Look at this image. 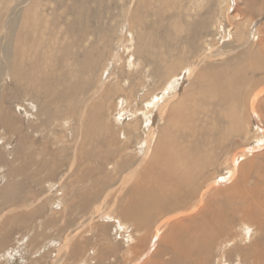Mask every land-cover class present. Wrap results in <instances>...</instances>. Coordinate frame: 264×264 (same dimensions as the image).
Returning a JSON list of instances; mask_svg holds the SVG:
<instances>
[{"label": "bare ground", "instance_id": "bare-ground-1", "mask_svg": "<svg viewBox=\"0 0 264 264\" xmlns=\"http://www.w3.org/2000/svg\"><path fill=\"white\" fill-rule=\"evenodd\" d=\"M34 1L39 2V0H34ZM145 4H146V2H145ZM35 6H37V4L33 3L32 6L28 5L27 7L20 9V14H19V12L16 13L15 16L9 20V22L6 26V29L4 31V34H2L3 35V42L0 43V46H1L0 52L2 54V56L0 58V61H1L0 72L3 73L4 75L7 74L8 78H9V82H10V86L8 89H10V90H9V95H8L7 92L3 89V91H5L6 93H4L3 97L0 99L3 100V102H4V100H6L7 102L10 101V103H11L12 100H10V95L12 92H13V94H12L13 96H15L17 93H21L24 97L26 96L25 98H27V100H28V96H31V95H34L35 97H37V95H38L40 97V94H39V92H40V93H43L42 96L47 95V97L44 96L43 101L46 103L47 106L50 107L53 105V103L55 101L54 97L56 95H58L56 92L58 85H57V83H55L54 79H55V70H58V67H59L58 64L59 63H58V59L56 58V56H55V59L52 58V56H54V54H55V52L52 53V50L54 48V44L58 43V41H57V37L54 38V41L52 39V36L51 37L48 36V37L43 38V36H45V33L43 35V29H45L46 24L49 23V21H48L49 15H47L45 13L46 10L49 9V6L46 4L42 5V10L44 11V14L43 13L40 14V12H38V13L35 12V9H37V7H38L37 6L35 8ZM101 6H102V4H101ZM64 8H66V7L64 6ZM133 10H136V9H133ZM61 11H63V10H61ZM138 11H139V9H138ZM162 13L163 12H161V14ZM13 14H14V12H13ZM131 15H132V13H131ZM19 17L21 18V20H18ZM133 17H136V16L134 15ZM121 19H123V18H121ZM95 21H97V20H95ZM124 21H125V19H124ZM133 22H135V20H133ZM47 25H49V24H47ZM69 26H72V24L70 23ZM87 28L85 29V32H87ZM91 28H93V25ZM122 28H123V26H122ZM53 30H55V29H53ZM60 31H62V30H60ZM67 31H70V29L67 28ZM84 33L82 35H84ZM121 37H122V35H121ZM87 40H89V39H87ZM158 42H159V40H158ZM43 43H44V45H45V43H47V44L45 45V47L42 48ZM58 44H61V41ZM81 44H82V42H80V45ZM49 45H52V47ZM126 45H127V42H126ZM239 47L245 48L246 45L245 44L240 45ZM124 50H126V49H124ZM58 51H59V49H58ZM111 51L113 52V50H111ZM158 51H160V50H158ZM67 52H69V51H67ZM92 52H93V50H90L89 53L91 54ZM229 52H234V50L228 51L227 53H229ZM89 53H87V55H89ZM139 54H141V53H139ZM223 54H225L224 51H220V50H218L214 53V55H216V56L217 55L220 56ZM212 55H207V58H210ZM97 56H98V54H97ZM128 56H125V58ZM89 60H90V55L87 56L86 62L83 65L88 66L91 69L92 65L89 64ZM69 61H71V60H69ZM76 62H77V64L79 63L78 60ZM122 62H124V61H122ZM93 63L95 64V62H93ZM118 63L119 62H117V64ZM212 63H214V62H212ZM123 65H125V64H123ZM244 65H245V63L234 66L233 72H231L230 75H226L225 77H223L225 75V73L223 72V70H221V68L217 67L216 69H211L209 66H204L205 68L201 69L200 72H198L194 77L195 82H198L200 84V87L203 89L204 92H206L208 95L211 92L212 97L214 99H216L218 102H221V106H222V103L224 102V105L222 108L218 107L220 104H218V106H216L217 108H215L216 109L215 113L219 116V118L221 120H224L226 125L221 129V132H220L221 136H219L217 138L215 137V139L212 138L214 127H215L214 124L211 126L208 123L202 124V123L198 122L199 124H201L198 127H196L195 124L191 125V126L189 125V123L193 119V117H195V115H197L199 106L197 105V103L194 100H192V95H190L187 91L184 92L183 94L181 93V96L180 97L177 96L176 100L173 101L175 96L172 95L173 93L171 94V92L173 91V88H174L171 83L169 85L170 86L172 85V87L161 88V89H163L161 94L154 95L155 94L154 93L153 95L151 94L152 96H150L151 92L147 93L146 97L148 96L147 97L148 101L147 100L143 101V108H141V107H140V109L136 108L141 113V117L136 118V119L133 118L134 120H132L131 122H129L127 124L125 123L122 126H120V124H118V123L120 122V119L124 115H126V113H127L126 108L124 106L127 103L124 102L123 99L121 100L120 98L119 99L121 102L120 101H117V103L115 102L116 107H112L111 105H113V104L110 103V99L114 95V92H117V89H116L117 86L116 85L113 84L112 86H108V84H105V85H107L105 87H103V85H102L101 89H99V91L95 90L96 91L95 94H93L90 91L92 94L88 97L87 103H85L86 105L84 104V106L81 105V102H83V100L85 99L84 97L82 98L83 89L80 88L82 90V92H78L79 91V87H78L79 84L75 87L74 90L69 92V96H68L69 101L67 103L66 102L67 100H66L65 103H63V107L61 108L62 113H65L64 111L68 112V117H70L69 120H68V118L65 119L66 117L64 119H62L63 121L60 120L62 114H59V113H57V115H54V116L48 115L47 117H53V119H54L53 121L56 122L55 123L56 125L57 124L60 125V122H61V125L66 127V126H69V123H70V127L75 128V130H76L75 133L77 132V133H79L78 135H80V136H78L79 140H80L79 146L78 147L76 146V147L79 148V152L81 153V155H83V153L87 154L89 152L90 157H91L94 155L93 154L94 149L96 150V148H97V151H95V155L99 156V157H94L95 162L94 161L89 162L88 160L85 159L86 157L84 158L85 162L82 160L83 168H84V169H82V170H84V173L83 174L81 173L83 175L82 183H84L85 185L84 184L82 185L81 182H80L81 185H79V186L77 185L76 188H74L75 187V185H74L73 191H70L73 194H71L70 197H68V198H66V196H65V194L67 195L66 191H65V194H63L64 197L63 196H62V198H60V197L56 198L55 197L54 198L55 201L52 200V202L49 203V207H50V209H52V214L50 215L51 219H48V221L45 222L44 226H49V227L51 226L52 228H55V229L61 228L60 217L63 214H65L67 211H68V214L66 215L67 217L65 218V221L68 220V224L70 225L71 223H73V220L77 219V218L72 216V213L73 214L74 213H79V214L81 213L82 215L84 213L88 214L89 213L88 211L91 208H93L94 206H96V207L99 206L98 204L100 203L99 202L100 200H102V201L105 200L110 195V193H112V191H114L115 197H114V203L113 204L116 206L115 213L117 214V217H116L117 222L115 221V224H116L118 233L116 235V232H115L116 236H114V237L110 236L109 234H106V231H108L106 228L108 226H110L109 225L110 222L107 224L104 221V224L107 227H104L103 229L97 228L95 226L96 224H94V226H91L88 228L87 232L81 231L80 233L78 232L77 234H75V233L69 234L68 237L66 236L65 241L64 242L62 241L63 242L62 246L58 248L59 252H61L63 250V255H64L63 258L59 256L58 261L59 262L62 261L61 264H119L120 261H118L116 258H118V257L123 258L124 256H127L128 253H131L133 255V251L136 253L137 250H135V249H137V248L131 249V248L127 247L123 251H120L121 249L119 248V244H118L117 240H119V238L128 240L129 236H131L130 237L131 242L134 241L137 244H141L142 243L141 239H143V236L145 237V234H144V233H146L145 228H146V224L149 221V217H150L148 215H151L150 213L147 212V209H148V211H150L151 208H152L151 210H154V209L157 210L156 208L160 207L161 209L159 208L160 210L158 209L157 211H162L163 213L166 211L165 213L170 214V215L167 218L163 219L162 222L156 227L157 231H162L161 236H160L159 241H158V244H157L158 246L153 251L150 250L151 251L150 254L145 259H142L143 256L139 259H137L138 257L133 258V259L130 257L129 259H132V260H129L130 264H225V261H226L225 254H228L226 252L227 250H225V249L228 245L232 244V242L237 238L238 233L234 232V230H233L235 226H238V225L243 226V228H242V230L244 232L243 237H245L246 239L249 238L248 228L252 227L253 229H255L257 231L258 230L262 231L264 229V196H263L264 195L263 194L264 193V184L259 186L257 183L258 177L261 175L260 174L261 172L257 173V171H255V173H257V174H254L256 176H255V179H253V183L251 182L252 183L251 185L245 186V183H244L247 181V178H248L247 174H249L251 169H253V166L256 164V162L259 165L260 164L262 165V162L259 161V159H257L258 160L257 161L256 158L259 157V158L263 159L264 153H262V155H259L260 153L254 155L251 152L243 153V152L239 151L237 154L233 155V157L231 158L232 166L228 170V175L230 176V178H229L230 180H228L227 184L225 183V184H222L219 186H214L215 184H214V181H212L213 179H211L210 174L207 173V170L210 167L214 166L215 162L217 160L216 154H214V153L215 152L217 153L218 150L217 151L213 150V148H216V146L213 147V144L215 145L218 142L220 143L223 139H225V142H226L228 137L231 135H239V136L244 135V136H246V134H247V132L245 131L244 119H241V117L236 116V114H237V112L235 111L236 105L232 103V100L234 98H232L233 97V94H232L233 88H232V83H231L235 76H237L239 74L240 75L243 74V70L245 69ZM260 65H261V63L259 62V59L258 60L252 59V65L251 66H252V69L254 71H256L257 69H260ZM104 66H105V64H104ZM247 66H250V65H247ZM129 67H130V64H129ZM172 67H169V68H172ZM177 67L178 66L175 65V69L172 70L167 75V77L170 76L177 69ZM212 67H214V66H212ZM121 70H118L117 72H119ZM93 72H94V70H93ZM127 74H128V72H127ZM68 76H70V75H68ZM221 76L223 77L222 79L220 78ZM117 78H119V77H117ZM190 78H188V79H190ZM81 79L82 78H80V80ZM63 82H62V84H63ZM86 82H88V81H86ZM171 82H173V80ZM188 82H190V81H188ZM81 83H83V82H81ZM81 83H80V85H81ZM84 84H83V86H84ZM91 84L92 83H90V85ZM6 85H5V87H6ZM174 85H175V83H174ZM189 86H190V84H189ZM198 87H196V88H198ZM94 88H95V86H94ZM67 89H68V91L70 90L69 88H67ZM61 91H62V88H61ZM192 91H191V93H192ZM75 92L78 94H81V95L78 97H76V96L74 97L73 93H75ZM179 92H180V90H179ZM65 94H67V93H65ZM120 95H121V93H120ZM120 95H118V96H120ZM132 96L133 95L130 96L131 100H135V99H133ZM217 96H218V99H217ZM114 98H116V97H114ZM127 98L128 97H126V99ZM130 98H128V99H130ZM150 98H152V99H150ZM21 99H23V98H21ZM24 100H26V99H24ZM15 102H16V100H15ZM111 102H112V100H111ZM27 103H25L24 105H26ZM29 103H30V101H29ZM123 103H125V104H123ZM130 103H131V101H130ZM133 103H135V102H133ZM145 103H146V105L144 106ZM119 104H120V107H119ZM36 105H38V103ZM58 106L61 107V105H58ZM130 106H131V104H130ZM22 107L23 106H20V103L18 105L15 104L14 106L8 105L7 107L5 105H0V123H2L1 125L5 129H7V127L11 124L12 125L11 129H14L13 132H14V136L16 138L15 139L16 143H15V145H13L14 146L13 152H8V150L10 148H8V150H7L6 148L3 147V144L1 145V143H0V147L1 146L3 147V148H0V162H1L0 164H2V166H4L7 162L9 165V169L14 171V173H10L11 171L10 172L8 171L9 174H7V175L10 178L6 179L4 177L5 178L4 179L5 184L0 187V212L2 211V213L4 212V210L6 211V213L8 212V210L15 212L19 209H22L20 207H22L26 203H27L26 207H30V206H32V204L29 205V203L34 202L37 199L36 197L35 198L32 197V198L27 200V199L22 198V196H20L18 194H17L18 196H16V194H14V193L15 192L18 193V191H15V187L19 188V186L21 185L20 184L21 182L19 183V181L16 180V178L14 179L13 178L14 176L11 177L12 174L13 175H15V174L21 175L23 178L24 172L31 170L30 168L33 167L34 169H36V171H37V169H40V170H45L46 168L50 169L49 166H51V164L54 162V161H52V162L49 161L48 163L46 162L44 164V163L40 162L41 158L39 160H37V158H39V156H38L39 153L35 154L36 152H33L34 150L36 151L39 149V148L38 149H32L34 147V144L36 143V142H34V140L37 138L36 136L38 135L37 134V131H38L37 128L38 127H36V126L31 127L29 130H27L29 128L28 125L27 124L25 125L23 123L24 126L26 127V130H27V131H24L23 124H21L17 127L14 126L15 124L17 125V123H16L18 121L17 115H18V112L21 111L20 108L22 109ZM132 107H134V106H132ZM248 107H249V105H248ZM10 108L14 109V111L9 114ZM127 108H129V106H127ZM252 108L253 107H251V109ZM113 109H115V110H113ZM136 109L131 111L130 114L128 113L127 115H130V117L132 115L134 116V114L137 112ZM207 109L204 111V113H206V114L208 113ZM199 110L203 111V109L201 107L199 108ZM210 110H211V108H210ZM113 111H118V113L115 115V116H117V118H115V117L111 118L114 115ZM34 113H35V111H34ZM204 113H201V114H204ZM136 114H138V113H136ZM136 114H135V117L137 116ZM29 115H33L32 118H34V114H29ZM20 119H21V117H20ZM157 119L158 120L160 119L161 122L158 126L156 136H153L154 132H152V130H153V126H154ZM204 119H208V118L205 116ZM36 120H38V119H36ZM40 120L41 119L39 118V121ZM64 120H67V121L64 122ZM18 122H20V121H18ZM48 122H50V121H48ZM55 124H54V126H55ZM55 127H54V129H55ZM142 128H143V131H142ZM67 130H69V129H67ZM215 130H216V128H215ZM138 131H139V133H142L144 135V137H142L144 139H142V141H141L142 143L140 144L141 148H139V151L135 152V151L131 150L129 144H130V141L132 140L133 137L138 136V134H139ZM24 132H25V134H24L25 136L22 137V133H24ZM58 132H60V131H58ZM63 132H65V131H63ZM3 134H5V133H3ZM198 134H199V138L197 137ZM210 134H211V137L209 136ZM218 135H219V133H218ZM7 136H8V134H7ZM41 136L44 137L45 135H40V137ZM38 137H39V135H38ZM46 137H48V136H46ZM121 137L125 139V142L123 144H121L120 143L121 141H119V139ZM6 138H4V139H6ZM57 138H58V136H57ZM7 139H6V141H7ZM59 139H61V136ZM116 139L118 141V144L119 143L120 144L117 145V142H116V144L110 145L111 144L110 142L114 141ZM4 141L5 140H3V142ZM36 141H37V139H36ZM263 141L264 140L258 141V142L261 145ZM67 142H68V140H67ZM76 143L78 144V142H76ZM46 144L47 143L43 144V146H46ZM101 144L103 146L106 145L107 146L106 149L109 148V150L106 151V152H108L107 154H103V151H104L103 149H105V147H103ZM137 144H138V142H137ZM4 145H7V144H4ZM134 145H135V143H134ZM49 146L51 149L52 145L50 144ZM46 148L47 147H45V149ZM137 148H138V146H137ZM195 148H197V149L195 150ZM30 149L33 151L31 152ZM54 150H52V152H54L56 154V152ZM56 151L58 152V150H56ZM61 151H64V150H61ZM7 152L12 153V157L10 159H8L6 157ZM220 153H221V151L218 152V154H220ZM34 154L37 155L38 157H36ZM43 154H41V155H43ZM41 155H40V157H41ZM50 155H51V153L48 155V157ZM65 155L67 156L68 154L65 153ZM245 155H248L246 160L244 162H242L241 164H239L238 167H236L237 158L241 157L243 159V157H245ZM59 156H61V154ZM66 156L64 157V160L63 159H61V160L66 162V160H68V159H66L67 158ZM68 157H69V155H68ZM61 158H62V156H61ZM42 159H43V156H42ZM45 159H46V157H45ZM112 159H113V161H112ZM224 159H225V157H224ZM55 160H57V157ZM89 160H91V159H89ZM46 161H48V160H46ZM226 161L227 160H225V162ZM39 163H41L43 165H40ZM60 163L61 162H59L58 164H60ZM66 164H68V163H66ZM85 164L87 167H85ZM52 165H55V164L53 163ZM72 165H74V164H72ZM101 165H105L106 167L108 166V169H109L108 171L109 172L111 171V173L104 180H103L104 177L99 179L100 174H97L98 175L97 179H95V180L92 179V181H91V179H89V176H88L89 171L93 170L94 167H100ZM57 166L58 165L56 162V167ZM260 166H258V169L261 168ZM58 167H60V166H58ZM68 167H70V164ZM62 168H63V166H62ZM52 169H53V167H52ZM2 170H3V167H2ZM76 170H77V168H76ZM103 170H105V169H103ZM4 171H6V170H4ZM51 171H53V170H51ZM92 172H91V174H92ZM214 172H215V170H214ZM243 172H244V174H243ZM40 173L41 172H39V173L33 172V174H31V173L29 175L26 174L27 175L26 178L28 177L31 180V182L34 181V183H37V180H42L41 182L39 181L40 184L42 182L50 184V183H48L50 178L49 177H48L49 179L46 178V176H47L46 174H44L45 177L40 178V175H42L43 172H42V174H40ZM53 173H56V172L53 171ZM53 173L49 172V174H52V175H53ZM75 173L77 174L78 172H75ZM1 174L2 173H0V175ZM57 174H55V175H57ZM71 175H73V174H71ZM93 175H95V174H93ZM239 175H240V177H239ZM22 178H21V181H23ZM71 178H72V176H71ZM212 178H214V177H212ZM77 179H79V177H77ZM30 180H29V183H30ZM105 180L107 181L108 185L111 184L114 187L111 190L103 193L104 190L100 191V188L102 189V187L106 184ZM66 181H67V176H66ZM71 182H74V181H71ZM89 182H91V183L88 184ZM108 182H110V183H108ZM34 183H33V185H34ZM61 183H63V182H61ZM38 185H39V183H38ZM43 185H44V183L42 184V186ZM59 185H61V184H59ZM26 186H28V185H26ZM42 186L40 185L41 188H42ZM68 187L71 188L70 185L67 186V188ZM43 188H42V191L46 187L44 189ZM56 188L54 191H56ZM62 188H65V187H62ZM68 190H69V188H68ZM23 193H24V191H23ZM29 193H30V191H29ZM40 194H42V193H40ZM68 194H70V193H68ZM48 195H50V194H48ZM31 196L32 195H30V197ZM55 196H57V195H55ZM76 198L81 199L82 201L79 200V202H82V204L79 203L80 205H78L77 204L78 202L75 201ZM78 199H76V200L78 201ZM107 200H109V199H107ZM190 201L193 203H191ZM158 202H161L160 206H157L156 208L154 207V209H153V206H155V204ZM38 203H40V202H38ZM107 203H108V201H107ZM189 203H191L192 205L188 206ZM165 204H169V205H167L165 207L164 206ZM157 205H159V204H157ZM170 205L171 206L173 205L172 208ZM162 206H163V208H162ZM173 208L176 212L173 210L175 213L171 214V211ZM31 209H34V208L31 207ZM54 209H57V213H58V214L56 213L57 215L53 213ZM97 209H95V212ZM35 210L36 209L31 210V212H35ZM107 210H106V212H107ZM64 211H66V212H64ZM155 212H154V215H155ZM9 213H11V212H9ZM96 213H98V212H96ZM151 213L153 214V212H151ZM19 215H21V214L16 213L15 215L10 216V214L9 215H2L0 213V228L2 227V225L4 226V228H9V225H10L9 223L16 222L14 220L12 221L13 218L17 221H18V219L21 220V216H19ZM30 215L32 216V213ZM163 215H166V214H163ZM103 217H104V215H103ZM100 218H101V216H100ZM155 218L157 219L158 217H155ZM159 218H160V216H159ZM91 219H92V217H91ZM106 219H107V217H106ZM106 221L108 222V220H106ZM63 222H64V219H63ZM41 224L42 223H40V225L35 226L33 236H32V238H30V240H31L30 244H32V241H34L35 244L37 243V241H41V240L45 241L46 243L49 241V239H46L47 238L46 235L49 233V231L47 233L45 230L46 228L43 229ZM151 224H153V223H151ZM12 225H14V224H12ZM129 226H130V230L128 229ZM2 230H4V231L2 232V235L0 236V249L1 250H2L1 246H5L10 241L9 239H11V237L9 235H12L10 233L11 229H2ZM88 232L94 233V236H95V240L92 241L91 246L89 244H87L88 240L86 239V237H83V235H85V233H88ZM262 234H263V232H262ZM150 236H152V235H150ZM150 236H149V238H150ZM61 237H62V235L59 238H61ZM132 237H134V240L132 239ZM14 240L16 241V243H18L20 241L19 238H17V237H14ZM29 242H27V243H29ZM219 243H220V247H221L220 248V254H219L218 258H215V257H213L212 254L214 253V251H216V250H214L215 247L219 248V246H218ZM149 244H146V245L148 246ZM87 246H90V248H88ZM252 246H253V244H252ZM8 249H10V248H8ZM221 249L224 250L223 253H221ZM250 249L252 252H254V254L251 253V255H249V258H251L250 262L252 264H264V261L261 259L262 258L261 254L258 253L257 249L255 247H253V248L250 247ZM54 250H56V249H54ZM231 250L236 251V250H238V247H236V248L233 247ZM124 251H125V253H124ZM240 251H239V253H240V255H242V252H240ZM242 251H243V249H242ZM17 252H19V251H17ZM4 253L8 254L9 251H7V252L3 251L0 253V254H2L1 257H3L6 260L5 264H12L11 261H12L13 255L6 256ZM31 253H32L31 258H33V259L32 260L29 259L26 262L23 261V259L25 257L23 258V256L22 257L19 256V260H22L21 261L22 263H20V264H40L39 262H41V261L39 259H41L43 256L40 257L39 254L42 253V249L36 250L34 252L32 251ZM159 255L160 256L162 255L167 260L164 258L165 261H163L159 257ZM256 255H258V256H256ZM36 256H39V257L37 258ZM52 256L53 255H51V257ZM242 256L245 258H248L247 255H242ZM44 258H45V256H44ZM61 258H62V260H61ZM126 258L127 257L124 258L125 259L124 263L128 261V258L127 259ZM53 260H55V259L53 258ZM43 261H45V260H43ZM214 261H215V263H213ZM0 264H4V263H0Z\"/></svg>", "mask_w": 264, "mask_h": 264}, {"label": "rangeland", "instance_id": "rangeland-1", "mask_svg": "<svg viewBox=\"0 0 264 264\" xmlns=\"http://www.w3.org/2000/svg\"><path fill=\"white\" fill-rule=\"evenodd\" d=\"M86 1L87 0H39V2H36L34 0H0V39L2 38L0 40V43L3 42V35L2 34H4V31L6 29V26L9 22V20L12 19L16 13L19 12V14H20V9H23V8L27 7L28 5L32 6L33 3H36L38 6V7L35 6V8L37 7V9H35V12H37V13L40 12V14H42V13L44 14V11L42 10V5L46 4L49 6V9L46 10V12H45L47 15H49V18H48L49 23H47L49 25L46 24L45 29H43V35L45 33V36H43V38L48 37V36L49 37L52 36L53 41H54L55 37H57L58 43L61 41V44L55 43L56 45L54 44V48L52 50V53L55 52V54H54V56H52V58L55 59V56H56V58L58 59V63L60 64V65L58 64V66H59L58 70H55V79H54L55 83H57V85H58L57 90H56L58 95H56L54 97L55 101H54L52 106L49 107L46 105V103L43 101V99H44V96L47 97V95L42 96L43 93H40V92H39L40 97L38 95H37V97H35L34 95H31V96H28V100H27V98H25L26 96L24 97L21 93H17L15 96H13L12 95L13 92H12L10 95V100H12L11 103H10V101L7 102L6 100H4V102H3V100L0 99V105H5L6 107L8 105H10V106H14L15 104L18 105L19 103H20V106H23L22 109L20 108V110L22 112L21 111L18 112V115H17V119L20 122L17 121L16 122L17 125L15 124L14 126L17 127V126L24 123L25 125L27 124L29 127L27 130H29L31 127H35V126L38 127L37 128V130H38L37 134L39 135V137H40V135H45L44 136L45 138L43 136H41L39 138L38 135L37 136L35 135L37 137L36 138L37 141L34 138L35 137L34 136L33 137L35 139L34 142H36V143L34 144L35 148L33 147L32 149H38V148L39 149L36 151L35 150L33 151L31 149L30 150H31V152L32 151L36 152L35 154L39 153L38 154L39 158H37V160H39L41 158L40 162L45 164L46 162L48 163L49 161L50 162L54 161L53 163L55 164V165H52L53 163L51 164L53 169L51 166H49L50 169L49 168L48 169L46 168L45 170L37 169V171L39 170L38 172L36 171V169H34L32 167V168H30L31 170L33 169L32 171L28 170V171L24 172L23 178L21 175H16V174L11 175V177L14 176L13 178L14 179L16 178V180H18L19 183L21 182L20 183L21 185L19 186V188L15 187V191H18V193L13 192L14 194H16V196L20 195V196H22V198L27 199V200L32 198V197H34V198L36 197L38 199V200L36 199L34 202L29 203V205L32 204V206H30V207H26L27 206V203H26L25 205L20 207L22 209H19L15 212L10 211V210H8L7 213L5 210L3 213H2V211L0 212L2 215H9L10 214V216L15 215L16 213L21 214V215H19V216H21V220L17 218L18 219V221H17L13 218L12 221L14 220L16 222L9 223L10 224L9 228H4L3 225L0 228V236L2 235V232L4 231L2 229H11L10 233L12 235H9L11 237V239H9L10 241L5 246H1L2 250L0 249V253L3 251L4 252L9 251L8 254H5V253L4 254L6 256L13 255V258L11 261L12 264L22 263L21 262L22 260H19V256H21V257L23 256V258L25 257L23 259V261H25V262L28 261L29 259L32 260L33 258H31L32 257L31 252L32 251L34 252L36 250H41V249H42V253H40L39 255H40V257H42V256L43 257L41 259H39L41 261V262H39L40 264H43V263L44 264H49V263L50 264H61L62 261H60V262L58 261L59 256L63 258L64 255H63V250L61 252H59L58 248L62 246V243L65 241L66 236L68 237L69 234H72V233L77 234L78 232L80 233L81 231L87 232L88 228L91 226H94V224H96L95 226L97 228L103 229L104 227H107L104 224V221L107 224L110 222L109 223L110 226H108L106 228L108 230V231H106V234H109L110 236L114 237L118 233L117 227L115 224L116 217H117V214L115 213L116 206L113 204L114 203V197H115L114 191H112V193H110V195L105 200H103V201L100 200L99 201L100 203L98 204L99 206L97 205L98 207L94 206L93 208H91L88 211L89 213L87 212L88 214L84 213L82 215L81 213L80 214L79 213H74V214L72 213V216L77 218V219L73 220V223H71L70 225L68 224V220L65 221V218L67 217L66 215L68 214V211L67 212L64 211L66 213L60 217L61 228L55 229V228H52L51 226L50 227L44 226L45 222H47L48 219H51L50 215L52 214V209H50L49 203L52 202V200L55 201V199H54L55 197L56 198H59V197L62 198V196L64 197L63 194H65V191L67 193V195L65 194L66 198L70 197V195L73 194L70 191H73V189L76 188L77 185L78 186L81 185V183L83 181L82 180V178H83L82 174L84 173V170H82V169H84L82 160L85 162V159H86L90 162V161L95 160L94 157H99V156L95 155V151H97V148H96V150L94 149L93 154L95 156L93 155L90 157L89 152L87 154L83 153L84 156L81 155V153L79 152V148H77L79 146V141H80L78 136H80V135H78L79 133H77V132H76L77 134L75 133V131H76L75 128L70 127V123H69V126H66V127L61 125V122H60V125L59 124L56 125L55 124L56 122L53 121L54 120L53 117H47L48 115L54 116V115H57V113H59V114H62L60 120L64 119L65 117H66L65 119L68 118V120H69L70 117H68V112L64 111L65 113H62L61 108L63 107V103H65L66 100H67L66 102L68 103L69 92L74 90L75 87L78 84L80 85L81 82H83V83H81L80 86L78 85V87H79L78 92H82L81 89H83L82 98L83 97L85 98L83 100V102H81V105H83V106L85 103H87L88 97L92 93L95 94L96 91H99V89H101L102 85H103V87L107 86L105 84H108V86H112L113 84L117 86L116 87L117 92H114V95L110 99V103L113 104L111 106L116 107V103H117V101H120V99L121 100L123 99V101L127 103L126 105H124L127 113H126V115H124L120 119V122L118 123V124H120V126H122L125 123L127 124L136 118L141 117V113L139 112L138 109H140V107L143 108V101H146L147 97H148V96L146 97L147 93L151 92L150 96H152L154 93H155L154 95L161 94V92L163 90L161 88H164V87L170 88L173 85L174 88H173V91L171 92V94L173 93L172 95L175 96L173 101L176 100L177 96L180 97L181 93L183 94L184 92L187 91L190 95H192V100H194L197 103V105L199 106L197 115H195V117H193V119H192L193 121L191 120L189 125L191 126V125L195 124L196 127H198L201 125L198 122H200L202 124L208 123L211 126L214 124L215 127L213 126L214 131H213L212 138L215 139V137L217 138V137L221 136L220 135L221 129L226 125L224 120H221L219 118V116L215 113L216 112L215 108H217L216 106H218V104H220L218 107L222 108L224 105V102L222 103V106H221V102H218L216 99H214L212 97L211 92L209 95L206 92H204L203 89L200 87V84L198 82H195L194 77L198 72H200L201 69L205 68L204 66H209L211 69H216L217 67L221 68V70H223V72L225 73V75L223 77H225L226 75H230V73L233 72L234 66L245 63V65H244L245 69L243 70V74L242 75L239 74V75L235 76L231 83H232V88H233L232 89V94H233L232 98H234L232 100V103L236 105L235 106V108H236L235 111L237 112L236 116L241 117V119H244L245 131L247 132V134H246V136H244V135L243 136L231 135L228 137L226 142H225V139H223L220 143L218 142L215 145L213 144V147L216 146V148H213V150L214 151L218 150L217 153L216 152L214 153V154H216L217 160L215 162V165L210 167L207 170V173L210 174L211 179H213L212 181H214V184H215L214 186H219V185H222L225 183L227 184L228 180H230L229 179L230 176L228 175V170L232 166L231 158L233 157V155L237 154L239 151L243 152V153L251 152L254 155L258 154V153H260L259 155H262V153H264V141L262 142L261 145L258 142V141L264 140V0H140V1L139 0L138 1L137 0H88L87 2ZM145 2H146V4H145ZM101 4H102V6H101ZM64 6L66 8H64ZM133 9H136V10H133ZM138 9L140 12L138 11ZM61 10H63V11H61ZM13 12H14V14H13ZM161 12H163V13L161 14ZM131 13H132V15H131ZM134 15L136 17H133ZM121 18H123V19H121ZM124 19H125V21H124ZM18 20H21V18L19 17ZM95 20H97V21H95ZM133 20H135V22H133ZM89 22L93 25V28H91L92 25ZM70 23L72 24V26H69ZM122 26H123V28H122ZM67 28L70 29V31H67ZM86 28H87V32H85ZM53 29H55V30H53ZM60 30H62V31H60ZM83 33L85 36L82 35ZM120 34L122 35V37ZM87 39H89V40H87ZM157 39L159 40V42ZM125 41L127 42V45H126ZM80 42H82L81 45H80ZM46 44L47 43H45V45ZM244 44L246 45L245 48L239 47L240 45H244ZM42 45H43L42 48L45 47L44 43ZM49 46L52 47V45H49ZM58 49H59V51H58ZM124 49H126V50H124ZM90 50H93V52L91 54L89 53ZM111 50H113V52ZM158 50H160V51H158ZM218 50L224 51L225 54L220 55V56L214 55V53ZM232 50H234V52L227 53L228 51H232ZM67 51H69V52H67ZM87 53H89V55H90L89 64L92 65L91 69H90V67L83 65L86 62L87 56H89V55H87ZM139 53H141V54H139ZM97 54H98V56H97ZM207 55H212V56L210 58H207ZM1 56H2V54L0 52V58H1ZM125 56H128V57L125 58ZM257 58L259 59V62L261 63V65H260V69H257L256 71H254L252 69V66H251L252 65V59L258 60ZM69 60H71V61H69ZM77 60L79 62L78 64L76 62ZM122 61H124V62H122ZM211 61L214 63H212ZM93 62H95L96 65ZM117 62H119L118 63L119 65L117 64ZM0 63H1V61H0ZM104 64H105V66H104ZM123 64H125V65H123ZM129 64H130V67L132 69L129 67ZM175 65L178 66L177 69L170 76L167 77V75L172 70L175 69ZM247 65H250V66H247ZM212 66H214V67H212ZM169 67H172V68H169ZM117 69L118 70L122 69V70L117 72L118 71ZM93 70H94V72H93ZM110 71L111 72L113 71V72L111 73ZM127 72H128V74H127ZM81 73L82 74L84 73V74L82 75ZM3 75L4 74L0 72V77H1L0 78L1 79L0 80V88H1L0 89V98H2L3 94L6 92L9 95V90H10V89H8L10 86L9 78H8L7 74H5L4 76ZM68 75H70V76H68ZM116 76L119 77L120 79L117 78ZM79 77L82 79L80 80ZM223 77L221 76L220 78L222 79ZM188 78H190V79H188ZM171 79L173 80V82H171L172 81ZM86 81H88V82H86ZM188 81H190V82H188ZM62 82H63V84H62ZM90 83H92V84L90 85ZM170 83L172 84L171 86L169 85ZM174 83H175V85H174ZM83 84H84V86H83ZM189 84H190V86H189ZM5 85H6V87H5ZM93 85L95 86V88ZM196 87H198V88H196ZM61 88H62V91H61ZM67 88H69L70 90L68 91ZM3 89L6 92L3 91ZM179 90H180V92H179ZM191 91H192V93H191ZM65 93H67V94H65ZM120 93H121V95H120ZM80 95L81 94H78L76 92L73 93L74 97L75 96L78 97ZM118 95H120V96H118ZM131 95H133L132 97L135 100H131V98H130ZM20 97L23 99H21ZM114 97H116V98H114ZM126 97H128L130 99H128V98L126 99ZM24 99H26V100H24ZM150 99H152V98H150ZM217 99H218V96H217ZM15 100H16V102H15ZM111 100H112V102H111ZM29 101H30V103H29ZM130 101H131V103H130ZM24 102L25 103L28 102V103L26 105H24L25 104ZM133 102H135V103H133ZM37 103H38V105H36ZM123 104H125V103H123ZM130 104H131V106H130ZM247 104L249 105V107ZM58 105H61V107H59ZM145 105H146V103L144 104V106ZM127 106H129V108H127ZM132 106H134V107H132ZM119 107H120V104H119ZM200 107L203 109V111L199 110ZM251 107H253V108L251 109ZM136 108H138V109H136ZM210 108H211V110H210ZM115 109H113V110H115ZM135 109L137 110L136 113H138V114L135 113L137 115L136 117H135V114H134V116L132 115L131 117H130V115H127L128 113L130 114V112L135 110ZM206 109L208 111L207 114L204 113V111ZM13 111H14V109L10 108L9 114L12 113ZM34 111H35V113H34ZM117 113H118V111H113L114 115L111 118H113V117L117 118V116H115ZM201 113H204V114H201ZM29 114H34V118H32L33 115H29ZM203 116L204 117L206 116L208 119H204ZM20 117L22 120L20 119ZM39 118L41 119L40 121H39ZM36 119H38V120H36ZM48 121H50V122H48ZM66 121L67 120H64V122H66ZM160 122H161L160 119L156 120V122L153 126V130H152V132H154L153 136H156ZM1 124L2 123H0V135H1L0 136V143H1V145L3 144V147L6 148L7 150H8V148H10L9 149L10 151L8 150V152H13L14 151L13 145H15V143H16V141H15L16 138H15L14 132H13L14 129H11V127H12L11 124L7 127L8 130L5 129ZM24 124H23V126H24ZM54 124L56 127L54 126ZM54 127H55V129H54ZM66 128L69 130H67ZM215 128H216V130H215ZM27 130H26V127L24 126V131H27ZM58 131H60V132H58ZM63 131H65V132H63ZM142 131H143V128H142ZM3 133H5V134H3ZM138 133H139V131H138ZM218 133H219V135H218ZM7 134H8V136H7ZM24 134H25V132L22 133V137L25 136ZM199 134L197 136L198 138H199ZM46 136H48V137H46ZM57 136H58V138H57ZM60 136H61V139H59ZM209 136L211 137V134ZM6 137L7 138L9 137V138L7 139ZM142 137H144V135L142 133H139L138 136H135L132 138V140L130 141V144H129L132 151H135V152L139 151V148H141V145H140L142 143L141 141H142V139H144ZM4 138H6L7 141ZM3 140H5V141L3 142ZM67 140H68V142H67ZM119 141H121L120 143L123 144L125 142V139L121 137L119 139ZM76 142H78V144ZM116 142H117V145L120 144V143L118 144V141L116 139L114 141H111L110 145L116 144ZM137 142H138V144H137ZM45 143H47L46 146H43V144H45ZM134 143H135V145H134ZM4 144H7V145H4ZM50 144L52 145L51 149L49 146ZM137 146H138V148H137ZM3 147L1 146L0 148H3ZM45 147H47V148L45 149ZM103 147H105V149H103L104 150L103 154H107L108 152H106V151H108L109 148L106 149V147H107L106 145H104ZM196 149L197 148H195V150ZM52 150H54L56 152V154L54 152H52ZM56 150H58V152ZM61 150H64V151H61ZM220 151H221V153L218 154V152H220ZM8 152H7V154L9 156L6 154V157L8 159H10L12 157V153H8ZM50 153H51V155L48 157V155ZM59 153L61 154L62 158H61V156H59L60 155ZM65 153L68 154L69 157H68V155L66 156ZM41 154H43V155H41ZM40 155H41V157H40ZM35 156L38 157L37 155H35ZM42 156H43V159H42ZM55 156L57 157V160H55L56 159ZM65 156L67 157L66 159H68V160H66V162L63 161ZM45 157H46V159H45ZM224 157H225V159H224ZM247 157H248V155H245V157H243V159L241 157H238L236 160V167H238L239 164L244 162ZM61 159H63V160H61ZM89 159H91V160H89ZM257 159H259V161L262 162V165L260 164L261 165L260 166L256 162V164L253 166V169H251L249 174H247L248 178H247V181L244 182L245 186H249L253 183V179H255V176H256L254 174H257L258 172H261L260 173L261 175L258 177L257 183L259 186L264 184V158L262 159V158L257 157L256 160ZM46 160H48V161H46ZM225 160H227V161L225 162ZM112 161H113V159H112ZM56 162H57V165L60 166L61 168L58 166L56 167ZM59 162H61V163L58 164ZM66 163H68V164H66ZM39 164L43 165L41 163H39ZM69 164H70V167H68ZM72 164H74V165H72ZM62 166H63V168H62ZM258 166H260L261 168L258 169ZM2 167H3V170H2ZM75 167L77 168V170ZM85 167H87L86 164H85ZM103 169H105V170H103ZM4 170H6V171H4ZM51 170H53L56 173H53V171H51ZM108 170H109L108 166L106 167L105 165H101L100 167H94V169L90 170L89 174L88 173L87 174L89 176V179H91V181H92V179H94V180L97 179V177H98L97 174H100L99 179L104 177L103 178V180H104L111 173V171L109 172ZM214 170H215V172H214ZM8 171L9 172L11 171L10 173H14L13 170L9 169V165L7 162L4 166H2V164H0V173H2L0 175L1 176L0 177V187L5 184V180H4L5 178L6 179L10 178L7 175V174H9ZM48 171L50 173H53V175L49 174ZM255 171H257V173H255ZM29 172L31 174H33V172H35V173L41 172L40 174H42V172H43V174L40 175V178L45 177L44 174H46L47 175L46 178H48V177L50 178V179L48 178L49 179L48 183H50V184H47L45 182H42L40 184V182L42 180H37V183H34V181L31 182V180L28 177L26 178V176L30 174ZM75 172H78L77 173L78 175ZM91 172H92V174H91ZM55 174H57V175H55ZM71 174H73V175H71ZM93 174H95V175H93ZM243 174H244V172H243ZM66 176H67V181H66ZM71 176H72V178H71ZM77 177H79V179H77ZM212 177H214V178H212ZM239 177H240V175H239ZM21 178L23 181H21ZM28 179L30 180V183H29ZM71 181H74V182H71ZM61 182H63V183H61ZM33 183H34V185H33ZM38 183H39V185H38ZM43 183H44V185L42 186ZM90 183L91 182H89L88 184H90ZM108 183H110V182H108ZM59 184H61V185H59ZM68 184L71 186V188L68 187L69 190L67 188V186H69ZM83 184L84 183H82V185ZM106 184H107V181H106ZM106 184L102 187V189L100 188V191L104 190L103 193L111 190L114 187L111 184L110 185H108V184L106 185ZM26 185H28V186H26ZM40 185L42 186V188L43 187L44 188L46 187V188L45 189L43 188L44 190L42 191V188L40 187ZM74 185H75V187H74ZM61 186L65 187V188H62ZM54 187L55 188L57 187L56 191H54L55 190ZM31 188L32 189L34 188V189L32 190ZM23 191H24V193H23ZM29 191L31 194L29 193ZM40 193H42V194H40ZM68 193H70V194H68ZM48 194H50V195H48ZM30 195H32V196L30 197ZM55 195H57V196H55ZM76 199H78V198H76ZM76 199H75V201L78 202L77 203L78 205H80L79 203L82 204V202H79V200H81V199H78V201ZM107 199H109V200H107ZM106 200L108 201V203ZM38 202H40V203H38ZM160 203L161 202L156 203L155 206H153V209H154V207L156 208L157 206H160ZM191 203H193V202H191ZM191 203H189L188 206H191L192 205ZM157 204H159V205H157ZM167 205H169V204H165L164 206L166 207ZM172 206H171V208H172ZM31 207L36 209L35 212H31V210H34V209H31ZM159 208L160 207H158L156 209L158 210ZM162 208H163V206H162ZM95 209H97L96 212H98V213L95 212ZM151 209H150V211L153 212V214L150 211H148V209H147V212L150 213L152 216L148 215L150 217H149V221L146 224V228H145L146 233H144L145 237L143 236V239H141V242L142 243L144 242L143 243L144 245L142 243L137 244L134 241L131 242V239H130L131 236H129L130 240L129 239L128 240L127 239H121V238H119V240H117L118 244H119V248L121 249L120 251H123L127 247H129L131 249L137 248V249H135V250H137L136 253L133 251L134 256L131 253H128V255L124 256L123 258H121V257L116 258L118 261H120L119 264H130L129 260H132L133 258H137V257H138L137 259H139L142 256H143L142 259H145L150 254V252L153 251L158 246L157 244H158V241H159V238L161 236L162 231H157L156 227L162 222L163 219L167 218L170 214L165 213L166 212L165 210H164L165 212L163 213L162 211H157L155 209L151 210ZM106 210H107V212H106ZM173 210H174V208L172 209V211ZM172 211H171V214H174L176 212L175 210H174L175 212L174 211L172 212ZM9 212H11V213H9ZM154 212H155V215H154ZM31 213H32V216L30 215ZM53 213L56 214L57 209H54ZM163 214H166V215H163ZM103 215H104V217L106 216L107 219H106V217L104 218ZM100 216H101V218H100ZM159 216L161 219L159 218ZM91 217H92V219H91ZM155 217H158V218L156 219ZM63 219H64V222H63ZM106 220H108V222ZM40 223H42L41 225H42L43 229L46 228L45 230L47 233L49 231V233L46 235L47 236L46 239H49V241L47 242L48 244L42 240L37 241L36 244L34 243V241H32V244H30L31 243L30 238H32V236H33L34 228H35V226L40 225ZM151 223H153V224H151ZM12 224H14V225H12ZM242 228H243L242 225H238V226H235L233 229L234 232H236L238 234H237V238L232 242V244L228 245L225 249V250H227L226 252L228 253V254H225V256H226L225 264H245V263L246 264H252L250 262L251 258H249V255H251V253L254 254V252L251 251L250 247H252V248L255 247L257 249L258 253L261 254V257H262L261 259L264 261V229L262 231H259V230L257 231L255 229H253L252 227L248 228L249 238H247L248 239L247 240L245 237H243L244 232H243ZM128 229L130 230V226L128 227ZM115 232H116V235H115ZM262 232H263V234H262ZM61 235H62V237L59 238ZM150 235H152V236H150ZM149 236H150V238H149ZM14 237L19 238L20 241L19 242L17 241L18 243H16V241L14 240ZM83 237H86V239L88 240L87 244H89L90 246L92 245V241L95 240L94 233H91V232L85 233V235H83ZM132 239L134 240V237H132ZM27 242H29V243H27ZM146 244H149V245L147 246ZM252 244H253V246H252ZM152 245L153 246L155 245V246L153 247ZM90 246H87V247L90 248ZM218 246H219V248H216V247L214 248V250H216L218 253L216 251H214V253L212 254L213 257H215V258H218L219 254H220V248H221L220 243L218 244ZM233 247H235V248L238 247V250L232 251L231 249ZM8 248H10V249H8ZM53 248L56 250H54ZM242 249H243V251H242ZM17 251H19L20 253ZM223 251L224 250L221 249V253H223ZM239 251L242 252V255H247L248 258H245L242 255H240ZM124 253H125V251H124ZM50 254L53 256L51 257ZM1 256H2V254H0V259L2 258L1 259L2 261L0 260V263L5 264L6 260ZM44 256H45V258H44ZM256 256H258V255H256ZM36 257L38 258L39 256H36ZM125 257L128 258V261L124 263ZM130 257L132 259H129ZM159 257L163 261H165V259H166L162 255L161 256L159 255ZM53 258L55 260H53ZM62 258H61V260H62ZM42 259L45 261H43ZM213 263H215V261Z\"/></svg>", "mask_w": 264, "mask_h": 264}]
</instances>
